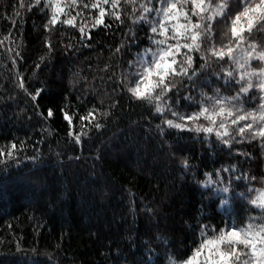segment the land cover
Masks as SVG:
<instances>
[{"label":"trees","instance_id":"trees-1","mask_svg":"<svg viewBox=\"0 0 264 264\" xmlns=\"http://www.w3.org/2000/svg\"><path fill=\"white\" fill-rule=\"evenodd\" d=\"M18 5L19 0H0V40L4 41L0 44V145L16 138L26 140L29 146L36 145L41 158L36 162L23 159L0 171V264H142L144 241L154 238L158 230L177 248L184 247L188 216L198 215L202 204L208 205L206 215L215 210L196 180L205 179L204 173L218 168L225 157L214 155L207 144L188 133L169 130L162 138L155 128L159 121L144 107L129 106L126 99L111 109L113 115L97 114L105 128L93 130L90 138L82 137V145L73 143L61 109L70 106L72 112L82 114L94 105L109 110L112 97L105 93L113 87L107 80L111 69L107 73L102 69L105 63H117L116 56L108 58L109 46L119 44L127 24L121 27L113 22L110 30H93V40L86 42L91 47H82L77 29L57 25L47 34L45 17L35 8L29 12ZM14 10L20 15H13ZM80 19L87 22L91 17L85 13ZM9 32L14 43L5 39ZM45 35L51 36L56 51L37 71L39 56L47 51ZM138 35L140 40L125 60L148 43L143 31ZM69 42L76 49L65 51L62 45ZM17 51L23 59L16 57ZM75 72L80 76L75 77ZM18 73L29 91L43 88L37 100L17 86ZM83 77H88L87 84ZM48 108L54 116L45 122L37 112L46 114ZM74 124L78 132V116ZM41 129L46 130L44 140L37 144ZM165 139L175 147L170 149ZM242 147L254 155L257 152ZM26 152L31 156L33 149L27 147ZM181 156L191 157L195 178L192 171L183 172ZM239 160L246 169L262 167L259 159ZM146 207L155 215L147 213ZM39 220L45 227L37 236L32 229ZM17 239L23 251L16 250ZM33 247L36 252L31 251Z\"/></svg>","mask_w":264,"mask_h":264},{"label":"snow or ice","instance_id":"snow-or-ice-1","mask_svg":"<svg viewBox=\"0 0 264 264\" xmlns=\"http://www.w3.org/2000/svg\"><path fill=\"white\" fill-rule=\"evenodd\" d=\"M18 7L41 13L47 34L57 25L77 29L82 47H91L86 42L93 40V30H110L113 22L121 27L127 24L119 44L109 46L108 58L116 56L117 63H105L102 69L106 73L111 69L107 80L113 87L105 93L112 97L109 110L94 105L82 114L72 112L70 106L61 109L73 143L82 145V137L105 128L97 114L113 115L111 109L126 99L129 106L144 107L159 121L155 128L162 138L169 130L188 133L207 144L214 155L225 157L218 168L204 173L205 179L196 180L213 200L214 213L206 215L208 205L202 204L198 215L188 216V235L181 248L158 230L154 238L144 241L142 264H264V0H29L27 4L19 0ZM85 13L91 19L78 22ZM13 15L20 13L14 10ZM139 31L148 43L125 60L140 40ZM11 37L9 32L5 39L11 41ZM43 43L47 51L39 56L37 71L56 51L50 35H45ZM62 46L65 51L76 49L71 42ZM15 55L24 58L19 51ZM73 75L79 77L80 73ZM82 79L88 83V77ZM17 80V86L33 101L43 92V88L29 91L19 73ZM37 114L47 122L54 110ZM45 131L41 129L37 144L43 143ZM165 143L170 149L175 147L166 139ZM242 146L257 152L254 155ZM27 147L33 149L31 156ZM170 154L175 156L176 151ZM240 157L245 163L259 159L262 167L258 171L246 169ZM40 158L36 145L29 146L26 140L16 138L0 145V171L19 165L23 159L36 162ZM190 159L181 156L180 165L184 173L192 171L195 178ZM144 210L155 215L152 208ZM44 227V221L39 220L32 230L39 236ZM56 247L59 249L60 243ZM15 248L23 251L20 239Z\"/></svg>","mask_w":264,"mask_h":264}]
</instances>
